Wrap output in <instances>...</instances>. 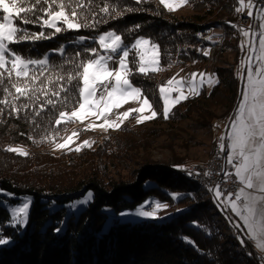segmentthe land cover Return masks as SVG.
<instances>
[{
	"label": "trees",
	"instance_id": "obj_1",
	"mask_svg": "<svg viewBox=\"0 0 264 264\" xmlns=\"http://www.w3.org/2000/svg\"><path fill=\"white\" fill-rule=\"evenodd\" d=\"M7 3L14 9L17 27L9 48L30 67L20 71L0 65V187L18 197L13 201L32 197L33 205L23 228L13 223L0 195V264H264V257L242 230L239 235L224 234L225 226L214 211L216 202L207 197L216 191L200 189L183 174V166L146 164L134 179L103 178L117 162L113 153L134 150L135 137L146 136L144 130L125 127L131 133L128 137L111 134L97 149L61 153L26 149L49 148L77 121L70 112L81 105L87 64L102 52L100 33L113 29L129 47L139 36L150 38L160 47L162 68L168 69L193 58L209 59L204 52L208 41L200 40L197 33L214 26L215 19L179 20L159 0ZM188 8L218 17L234 11L233 0H187L181 9ZM57 11L74 18L80 29L66 31L62 22L60 28L50 26L48 18ZM130 54V79L158 110L150 123L170 124L197 112L213 119L214 126L215 107H226L231 114L239 102L236 69L217 67L219 82L211 92H198L166 117L157 73L140 72L136 51L131 49ZM63 113H69L65 120H61ZM85 162L94 167L81 175L76 168ZM148 196L186 202L188 208L165 218H123L124 211L136 208Z\"/></svg>",
	"mask_w": 264,
	"mask_h": 264
},
{
	"label": "rangeland",
	"instance_id": "obj_2",
	"mask_svg": "<svg viewBox=\"0 0 264 264\" xmlns=\"http://www.w3.org/2000/svg\"><path fill=\"white\" fill-rule=\"evenodd\" d=\"M159 1L172 10L179 20L210 21L215 19L214 26L207 27L210 28V36L207 38L208 43L204 47V52L208 56L215 49L213 61L211 59L198 61L193 58L188 64L174 63L168 69H163L160 47L150 38L139 36L129 47L123 43L117 31L113 29L104 31L99 35L102 52L87 65L85 70L81 105L77 110L70 112L77 121L73 122L69 129L49 148H26L28 151L50 150L53 153H61L71 149L81 150L84 147L97 149L99 143L105 137L111 134L128 137L131 133L125 131L124 128L134 127L137 131H146V136L137 135L135 137L138 142L134 150L128 151L126 154L113 153V161L117 162L111 165L109 172L103 175L104 179H134L137 176L136 171L143 168L144 165L162 163L183 166L186 172H183V174L191 179L187 173L188 169L206 160L211 155L217 137L226 128L224 121L229 115L227 114L228 109L226 107H215L213 109L214 116H216L213 122L214 126L211 123L213 119L203 117L201 113L197 112H192L191 117L170 124L164 122L150 123L158 115V110L154 107L152 100L144 96L141 89L132 83L130 79L129 75L132 70L130 50L134 49L137 53L138 70L140 72L157 73V88L162 99V111L168 117L176 107L189 97L191 98L202 91L211 92L219 82V78L215 73L217 67L230 66L235 68L237 73H264V13L261 12L262 10H258V19L263 22L261 32L263 38L260 37L258 41L252 37L254 32L247 30L249 27L243 26L241 30L239 28L235 30L234 27L238 24L236 23L237 15L233 10L225 17H218L215 15L216 13L209 15L204 12L198 13L189 8L181 9L187 0ZM6 3L7 0H0V65L22 71L20 68L28 69L30 63L17 57L9 48L10 43L16 37L17 27L14 21V9L9 3ZM244 6V2L239 3L236 11H241ZM2 8L4 12L1 11ZM248 8L253 9V4H248ZM61 22L65 24L63 27L66 31L76 32L80 29V24L64 11L54 12L48 18V24L55 28L62 27ZM243 30L247 31L245 40L242 38L243 36L239 35ZM240 40L246 44V58L235 67L240 55L236 51ZM108 50L121 51L124 54L116 71L109 69L107 54L104 53ZM243 55L244 51L241 56ZM186 71L191 75V83L189 84L185 83L183 77ZM110 77L115 79V87L107 93L104 99H96V83L103 82ZM96 78L99 80L95 83ZM175 93L178 96L175 97ZM114 110L116 112L111 115ZM68 115L69 113H63L61 120H65ZM93 167V163L85 162L76 170L84 175L91 171ZM214 190L216 191V193L214 192L215 196L210 192L207 197L213 198L216 202L214 211H217L218 214L216 218L225 226L224 234L238 235L235 232L236 227L231 222V211L227 208L229 206L234 210V213H238L237 200L231 197H223L224 195L218 188ZM0 195L3 196L2 203L13 214V223L26 228L33 198L25 196L13 201L12 198L18 197L11 192L2 190L1 187ZM173 198L177 199V196ZM218 198H220L219 201ZM225 201L227 205L224 204ZM182 208H188V204L177 201L170 203L148 196L136 208L124 211L122 216L133 221H143L165 218ZM3 243L4 241H1V244Z\"/></svg>",
	"mask_w": 264,
	"mask_h": 264
},
{
	"label": "crops",
	"instance_id": "obj_3",
	"mask_svg": "<svg viewBox=\"0 0 264 264\" xmlns=\"http://www.w3.org/2000/svg\"><path fill=\"white\" fill-rule=\"evenodd\" d=\"M251 10L248 8L252 22L246 27H249L247 30L254 32L252 37L259 41L263 30V22L258 19L260 9L253 5ZM234 28L241 30L243 26L237 25ZM243 31L239 35L245 40L247 31ZM98 42L102 48L99 38ZM245 46L246 44L240 40L238 49L236 48L240 55L235 67L246 58ZM243 51L244 55L241 56ZM237 76L240 82L239 102L233 113L227 116L224 121L226 128L219 135L225 140L227 160L240 158L237 176L243 185L233 198L238 202V213H234V210L228 207L231 210L236 234L239 235V231L242 230L264 257V73H237ZM98 80L96 78L95 83Z\"/></svg>",
	"mask_w": 264,
	"mask_h": 264
},
{
	"label": "built area",
	"instance_id": "obj_4",
	"mask_svg": "<svg viewBox=\"0 0 264 264\" xmlns=\"http://www.w3.org/2000/svg\"><path fill=\"white\" fill-rule=\"evenodd\" d=\"M246 7L248 4H253L257 9L264 12V0H245ZM121 56L117 53V56H110V62L113 66L116 65V60ZM110 79L104 82L96 83L95 89H97V96H101V93L110 86ZM224 137L221 136L220 156L215 158L208 167L195 168L188 170L195 176L202 177L211 181L213 188H218L219 191L226 197L235 198L239 188L243 185L237 176V169L240 164V158L234 157L232 160L226 158V148L224 147Z\"/></svg>",
	"mask_w": 264,
	"mask_h": 264
},
{
	"label": "bare ground",
	"instance_id": "obj_5",
	"mask_svg": "<svg viewBox=\"0 0 264 264\" xmlns=\"http://www.w3.org/2000/svg\"><path fill=\"white\" fill-rule=\"evenodd\" d=\"M241 2H244L245 3V0H233L234 13H235V15H237L236 23L239 26H247V25L251 24L252 17L250 16V14L248 12V8L246 7V4L242 8L241 11H236L237 5L239 3H241ZM197 36H198V38L200 40L207 41L208 40L207 38H209V36H210V28L209 29L208 28H205V29L200 30L197 33ZM117 53H120L121 56H119V58L116 60L115 67L113 66V63H108L109 69L112 70V71L118 70V68L120 66V63H121V60L124 57V54H123V52H116V51H113V50L106 51V54H107V57H108V62H110V56H117ZM214 55H215V49H213V51L211 52V54L209 56V59H211V61H213ZM183 77H184L185 83H187V84L191 83V75L189 74L188 71L184 72ZM110 78H111L110 79V86L107 88V90H104V92L101 93V96H97V89H95V98L96 99H104L105 96L107 95V93L112 88L115 87V85H116L115 79L113 77H110ZM174 96L176 97L177 94L175 93ZM115 112L116 111L114 110L111 113V115H113V113H115ZM219 146H221V136L217 137V140H216V143L214 145V149H213V152L211 153V155L206 160L202 161L201 163H199V164H197V165H195L193 167H190L188 170H192V169H195V168L208 167L209 164L212 161L215 160V158H218L220 156V147ZM187 173L190 175L191 180L193 182H195L200 187V189L207 190V191H213L214 190L213 185L211 184V181L210 180L203 179L202 177H199V176H195V175H193L189 171H187Z\"/></svg>",
	"mask_w": 264,
	"mask_h": 264
}]
</instances>
